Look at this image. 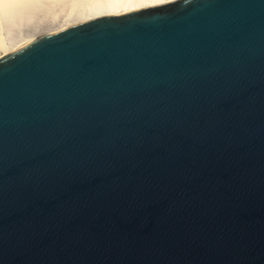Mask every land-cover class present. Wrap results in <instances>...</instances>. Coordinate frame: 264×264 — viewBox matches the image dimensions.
Returning a JSON list of instances; mask_svg holds the SVG:
<instances>
[{"label": "water", "instance_id": "obj_1", "mask_svg": "<svg viewBox=\"0 0 264 264\" xmlns=\"http://www.w3.org/2000/svg\"><path fill=\"white\" fill-rule=\"evenodd\" d=\"M0 264H264V0H174L0 57Z\"/></svg>", "mask_w": 264, "mask_h": 264}, {"label": "bare ground", "instance_id": "obj_2", "mask_svg": "<svg viewBox=\"0 0 264 264\" xmlns=\"http://www.w3.org/2000/svg\"><path fill=\"white\" fill-rule=\"evenodd\" d=\"M174 0H0V57L72 25Z\"/></svg>", "mask_w": 264, "mask_h": 264}]
</instances>
